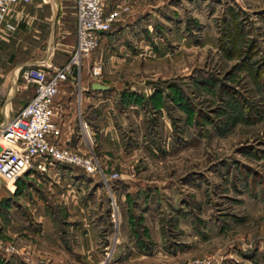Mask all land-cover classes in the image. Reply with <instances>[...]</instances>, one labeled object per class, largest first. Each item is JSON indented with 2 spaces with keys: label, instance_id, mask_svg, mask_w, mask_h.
Returning <instances> with one entry per match:
<instances>
[{
  "label": "rangeland",
  "instance_id": "1",
  "mask_svg": "<svg viewBox=\"0 0 264 264\" xmlns=\"http://www.w3.org/2000/svg\"><path fill=\"white\" fill-rule=\"evenodd\" d=\"M112 16L130 25L99 62L123 87L128 163L157 185L115 199L112 233L154 254L123 262L264 264V0H126Z\"/></svg>",
  "mask_w": 264,
  "mask_h": 264
},
{
  "label": "crops",
  "instance_id": "2",
  "mask_svg": "<svg viewBox=\"0 0 264 264\" xmlns=\"http://www.w3.org/2000/svg\"><path fill=\"white\" fill-rule=\"evenodd\" d=\"M103 5L107 14L114 15L126 7V0H103ZM76 6L77 0H31L14 5L0 20V127L35 95L36 85L25 79V71L38 66L50 74L74 52ZM119 20L113 27L130 25L127 16ZM108 34L100 36L99 47L84 60L76 77L61 84L53 104L61 144L94 153L100 170L88 174L75 165L53 163L45 172L34 168L15 184L2 185L0 238L17 245L20 252L0 250V263L125 264L123 258L133 261L154 255L132 242L125 226L112 233L113 199L124 204L128 195L145 188L151 189L147 194L152 198L157 185L135 174V166L128 163L137 147L125 143L117 127L125 117H116L113 104L122 84L109 77L106 66L100 78L91 75L92 64L107 61ZM95 83L108 88L96 89ZM114 172H120L119 179H110Z\"/></svg>",
  "mask_w": 264,
  "mask_h": 264
},
{
  "label": "built area",
  "instance_id": "3",
  "mask_svg": "<svg viewBox=\"0 0 264 264\" xmlns=\"http://www.w3.org/2000/svg\"><path fill=\"white\" fill-rule=\"evenodd\" d=\"M31 0H0V20L18 3ZM77 45L69 59L61 66L52 68V73L43 67H30L24 77L36 85L33 98L11 119L0 127V187L15 184L27 171L37 168L47 171L48 164L64 163L81 167L94 174L100 164L94 153H80L63 146L59 141L61 130L54 120V100L60 86L74 79L83 68L84 60L100 45V36L112 29L114 17L105 12L103 0H77ZM91 75L100 78L103 65H91ZM120 173L114 172L110 179L117 180ZM112 216L117 215L113 199ZM0 250L18 254L20 248L0 238Z\"/></svg>",
  "mask_w": 264,
  "mask_h": 264
},
{
  "label": "trees",
  "instance_id": "4",
  "mask_svg": "<svg viewBox=\"0 0 264 264\" xmlns=\"http://www.w3.org/2000/svg\"><path fill=\"white\" fill-rule=\"evenodd\" d=\"M131 195V194H130ZM129 195V196H130ZM140 236V235H139ZM146 243H148V241H146V240H142V239H140L139 240V244H140V247L141 248H145L146 246H148V245H145ZM0 264H3V263H0Z\"/></svg>",
  "mask_w": 264,
  "mask_h": 264
},
{
  "label": "water",
  "instance_id": "5",
  "mask_svg": "<svg viewBox=\"0 0 264 264\" xmlns=\"http://www.w3.org/2000/svg\"><path fill=\"white\" fill-rule=\"evenodd\" d=\"M94 88H96V89H107L108 87L104 86V85H102L100 83H95L94 84Z\"/></svg>",
  "mask_w": 264,
  "mask_h": 264
}]
</instances>
